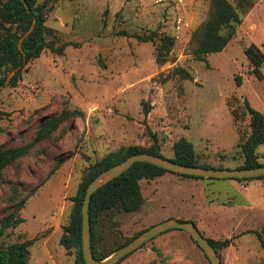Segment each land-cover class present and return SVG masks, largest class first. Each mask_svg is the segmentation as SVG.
I'll return each mask as SVG.
<instances>
[{
    "label": "rangeland",
    "instance_id": "rangeland-1",
    "mask_svg": "<svg viewBox=\"0 0 264 264\" xmlns=\"http://www.w3.org/2000/svg\"><path fill=\"white\" fill-rule=\"evenodd\" d=\"M210 2L60 0L47 11V26L70 46L63 56L46 53L30 63L17 88L2 89L0 108L7 116L0 121V148L26 145L42 120L63 111L80 110L85 116L64 123L53 139L5 171L0 218L9 206L12 185L20 187L22 198L36 190L21 212L24 222L8 231L5 246L36 240L30 264H75V252L67 255L60 240L88 167L131 145L149 147L153 135L168 158L184 138L203 162L231 169L242 165L238 144L250 127L245 101L264 114V79L252 74L245 54L252 43L264 52V0L243 17L222 53L199 61L191 41L208 17ZM122 33L174 37L173 60L159 66L155 44ZM177 68L192 80L175 75ZM237 77L242 78L240 86ZM259 156L264 162V145ZM143 186L144 207L117 218L123 236L168 218H197L205 213L206 200L221 207L216 218L230 220L213 228L219 239L234 238L220 251L222 264H264L260 240L245 235L258 231L264 236V179L197 181L166 174L156 182L143 181ZM171 259L172 254L158 256L162 262Z\"/></svg>",
    "mask_w": 264,
    "mask_h": 264
},
{
    "label": "trees",
    "instance_id": "trees-1",
    "mask_svg": "<svg viewBox=\"0 0 264 264\" xmlns=\"http://www.w3.org/2000/svg\"><path fill=\"white\" fill-rule=\"evenodd\" d=\"M59 1L45 0L44 3H41L40 0H0V103L2 89L5 87L17 88L22 81L23 72L30 63L40 59L46 53L63 56L68 46H70V44L62 42L61 37L57 35L55 30L47 26V11ZM259 1L262 0H211L207 19L194 32L192 37L191 51L195 59L206 61V56L222 53L237 35L239 27L243 23V17L248 15ZM122 35L136 38L141 43L155 44V60L159 66L173 60L171 54L176 44L174 37L168 35L157 36L156 34L129 36L122 33ZM245 54L252 65V74L257 79L263 80L264 52L261 47L256 43H252L246 49ZM15 70L18 71L9 80V76ZM174 73L184 79L192 80L190 74L184 69L177 68ZM241 84L242 78L237 77V85L240 86ZM245 107L250 116V127L249 132L238 144L239 155L243 158V163L234 169L239 170L257 169L264 166V162L261 161L259 156V148L264 145V114L254 109L248 100L245 101ZM146 112L148 111L146 110ZM232 112L234 115L236 114L234 109H232ZM5 116L7 114L0 108V121H3ZM84 116V113L80 110L63 111L58 117L42 120L36 135L26 145L0 148V182L3 181L5 171L9 167L22 158L29 156L37 145L53 139L64 123H72L76 118L84 119ZM139 154H150L178 164L205 169H231L223 166H213L208 162L201 161L194 145L184 138L175 143L172 158H168L163 154L160 142L155 135L152 136V143L149 147L131 145L109 153L102 160L88 167L76 196L72 198L73 208L69 222L63 227L60 245L69 256L75 252V264H86L82 244V207L88 186L100 173ZM66 159L63 158L60 163L64 164ZM166 174L197 181L217 180L178 175L152 164L135 163L123 175L97 191L92 198L90 205L92 250L97 260H106L115 251L128 245L141 234L157 225H150L133 236L126 237L122 235V229L117 218L122 214L139 212L146 202L143 196V181L156 182ZM262 179L264 177L235 181L242 183ZM35 193L36 190L22 198L20 187L17 185L11 186V195L8 199L9 206L0 218V264H30V247L36 240L15 242L8 246L3 244V240L8 231L16 229L24 222L21 218V212ZM220 208V206L211 205L205 200L203 206L205 213L203 215L191 218L189 221H179L193 222L221 257L220 251L229 248L234 238L222 240L214 234V223L224 225V223L228 224L230 221L223 222L216 218L215 214L219 213ZM171 219L173 218H168L162 222ZM247 234L256 235L264 248V236L260 232L248 231L245 235ZM169 254H172L170 261L162 262L158 260L159 255L167 256ZM123 262H137L140 264H211L194 238L186 231L178 229L162 233L116 264Z\"/></svg>",
    "mask_w": 264,
    "mask_h": 264
},
{
    "label": "water",
    "instance_id": "water-1",
    "mask_svg": "<svg viewBox=\"0 0 264 264\" xmlns=\"http://www.w3.org/2000/svg\"><path fill=\"white\" fill-rule=\"evenodd\" d=\"M17 71L18 70H15L9 76V80ZM138 162L152 164L154 166L160 167L174 174L190 176V177H198L203 179L242 180V179H255V178L264 177V166L257 169L216 170V169H205L196 166L182 165L150 154L134 155L129 159H127L125 162L113 166L110 169L100 173L87 188L83 207H82V213H83L82 244H83V255L86 264H116L120 260L124 259L130 254L139 250L147 242H150L151 240L160 236L162 233L174 229L183 230L189 233L198 243V245L201 247L204 253L207 255L211 264H222L221 257L219 256L217 250L213 247V245L209 242V240L201 234V232L193 222H184L176 219H171L165 222H161L153 226L152 228L141 234L139 237L134 239L132 242H130L128 245L115 251L106 260L99 261L94 257L92 250V232H91V218H90V205L92 198L97 191H99L101 188H103L111 181L123 175L126 171H128L131 168V166H133L135 163Z\"/></svg>",
    "mask_w": 264,
    "mask_h": 264
}]
</instances>
